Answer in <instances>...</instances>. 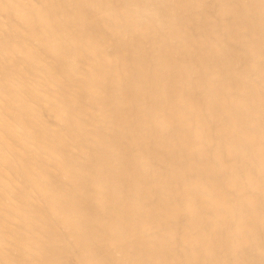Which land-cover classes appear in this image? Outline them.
<instances>
[{"label":"bare ground","instance_id":"bare-ground-1","mask_svg":"<svg viewBox=\"0 0 264 264\" xmlns=\"http://www.w3.org/2000/svg\"><path fill=\"white\" fill-rule=\"evenodd\" d=\"M0 264H264V0H0Z\"/></svg>","mask_w":264,"mask_h":264}]
</instances>
